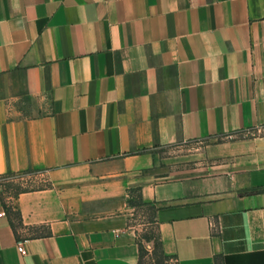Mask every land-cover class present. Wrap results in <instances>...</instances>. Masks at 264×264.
<instances>
[{"label":"crops","instance_id":"obj_1","mask_svg":"<svg viewBox=\"0 0 264 264\" xmlns=\"http://www.w3.org/2000/svg\"><path fill=\"white\" fill-rule=\"evenodd\" d=\"M189 142L205 174L154 172ZM30 171L0 264H139L133 191L176 264H264V0H0V179Z\"/></svg>","mask_w":264,"mask_h":264},{"label":"rangeland","instance_id":"obj_2","mask_svg":"<svg viewBox=\"0 0 264 264\" xmlns=\"http://www.w3.org/2000/svg\"><path fill=\"white\" fill-rule=\"evenodd\" d=\"M256 133V132H253ZM203 146L197 142H189L179 146L155 148L151 150L153 170L164 176H200L206 173L202 170L210 164L203 157ZM4 196L15 195L21 191H30L50 187L46 172H25L8 174L0 179ZM125 211L118 222L119 227L135 235L141 247L139 264H176L172 259L161 256L155 247L159 240L157 224L154 220L155 208L140 203L137 191L129 194ZM110 224L98 223L95 228L106 227Z\"/></svg>","mask_w":264,"mask_h":264},{"label":"trees","instance_id":"obj_3","mask_svg":"<svg viewBox=\"0 0 264 264\" xmlns=\"http://www.w3.org/2000/svg\"><path fill=\"white\" fill-rule=\"evenodd\" d=\"M139 246V255H140V252H141V247L140 245L138 244ZM156 248H158L160 250V254L163 258L165 259H169L168 257L164 256L163 253L161 252V245H160V241L158 240L157 244L155 245Z\"/></svg>","mask_w":264,"mask_h":264},{"label":"built area","instance_id":"obj_4","mask_svg":"<svg viewBox=\"0 0 264 264\" xmlns=\"http://www.w3.org/2000/svg\"><path fill=\"white\" fill-rule=\"evenodd\" d=\"M17 250H18V252L23 253V249L20 245L17 247Z\"/></svg>","mask_w":264,"mask_h":264}]
</instances>
